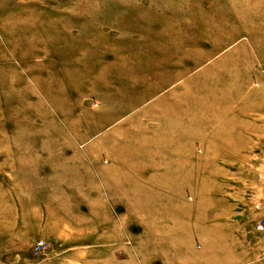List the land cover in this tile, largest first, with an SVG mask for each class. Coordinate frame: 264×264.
Returning a JSON list of instances; mask_svg holds the SVG:
<instances>
[{"label": "rangeland", "instance_id": "rangeland-1", "mask_svg": "<svg viewBox=\"0 0 264 264\" xmlns=\"http://www.w3.org/2000/svg\"><path fill=\"white\" fill-rule=\"evenodd\" d=\"M182 87L259 123L239 158L182 207L99 189ZM0 264H264V0H0Z\"/></svg>", "mask_w": 264, "mask_h": 264}, {"label": "crops", "instance_id": "crops-1", "mask_svg": "<svg viewBox=\"0 0 264 264\" xmlns=\"http://www.w3.org/2000/svg\"><path fill=\"white\" fill-rule=\"evenodd\" d=\"M199 96L198 88L182 87L176 97H170L167 106L160 107L162 115H167L163 122L160 121L162 115L159 116L156 111H146L148 121L145 123L153 129L155 138L150 146L155 152L148 160L136 153H130L128 158L117 156V164L122 167L98 172L95 185L107 192L153 193L157 200L149 201L157 211L164 205L182 207L183 193L199 192L201 175L215 174V169L222 170L218 161L238 159V154L244 149L242 145L246 147L247 141L237 146L234 139L245 138L247 128H257L259 124L257 121L248 123V111L244 109L231 111L228 120L221 111L218 114L216 110L201 113L196 106ZM175 104L176 110H173ZM201 119L205 123H201ZM197 147L201 148V152L196 153ZM123 199L119 201L123 203L120 205L128 207L131 206L129 202L134 200ZM174 212L178 214V210Z\"/></svg>", "mask_w": 264, "mask_h": 264}, {"label": "built area", "instance_id": "built-area-1", "mask_svg": "<svg viewBox=\"0 0 264 264\" xmlns=\"http://www.w3.org/2000/svg\"><path fill=\"white\" fill-rule=\"evenodd\" d=\"M44 245H45V242H44V241H40V242H39V246H40V247H44Z\"/></svg>", "mask_w": 264, "mask_h": 264}]
</instances>
